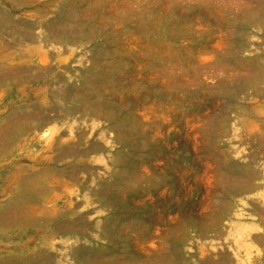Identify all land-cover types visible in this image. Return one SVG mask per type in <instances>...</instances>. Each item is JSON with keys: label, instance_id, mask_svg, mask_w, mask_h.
<instances>
[{"label": "rangeland", "instance_id": "1", "mask_svg": "<svg viewBox=\"0 0 264 264\" xmlns=\"http://www.w3.org/2000/svg\"><path fill=\"white\" fill-rule=\"evenodd\" d=\"M0 264H264V0H0Z\"/></svg>", "mask_w": 264, "mask_h": 264}, {"label": "bare ground", "instance_id": "2", "mask_svg": "<svg viewBox=\"0 0 264 264\" xmlns=\"http://www.w3.org/2000/svg\"><path fill=\"white\" fill-rule=\"evenodd\" d=\"M45 122H49L47 118H43L41 117L40 119L38 117L34 118L33 119V124L35 125H39V126H43ZM31 124V125H33ZM69 151L67 150H64V154H67ZM72 152V151H71ZM248 181V180H247Z\"/></svg>", "mask_w": 264, "mask_h": 264}]
</instances>
